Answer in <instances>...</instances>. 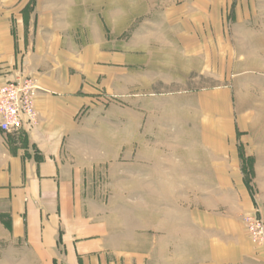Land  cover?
I'll use <instances>...</instances> for the list:
<instances>
[{"label":"crops","instance_id":"obj_1","mask_svg":"<svg viewBox=\"0 0 264 264\" xmlns=\"http://www.w3.org/2000/svg\"><path fill=\"white\" fill-rule=\"evenodd\" d=\"M0 1V86L37 87L34 121L0 130V264H264L242 222L264 216V132L228 103L237 66L264 83V0H165L130 44ZM104 193L147 195L146 249Z\"/></svg>","mask_w":264,"mask_h":264},{"label":"rangeland","instance_id":"obj_2","mask_svg":"<svg viewBox=\"0 0 264 264\" xmlns=\"http://www.w3.org/2000/svg\"><path fill=\"white\" fill-rule=\"evenodd\" d=\"M35 4L38 9L47 13V17L53 16L58 19L60 26L63 29L67 28V32L75 36L76 42L78 40L81 42L89 36L87 33L95 30L97 24L102 33L109 37L117 35L118 40L123 39L125 44H130L132 33L145 28L149 20L154 21L152 11L162 10L165 0H31L27 11L33 9ZM249 68L252 69V72H248ZM224 69L226 70V67ZM258 69L259 66L236 67L232 95L228 101L234 115L236 110L248 112L251 119L247 120V123L257 124L252 131V136L255 137H259L264 132L261 126L264 122V111L261 106L263 101L261 87L264 83L260 81ZM249 74L255 75L252 76V80L247 76ZM234 122L233 117L232 123ZM249 166L250 163H248V168ZM105 174V172H102L101 175L97 173L96 178L92 179L93 185L98 186L99 189H105V187L108 189L114 179L105 177ZM251 175V170L245 175L247 184L252 181ZM97 196L111 199L109 212L113 222L124 225L125 237L129 239L127 245L137 250L146 249L150 214L147 195H108L104 193L97 194ZM121 197L123 202L120 200ZM132 197H137V202L131 201ZM131 234L134 235L130 236Z\"/></svg>","mask_w":264,"mask_h":264},{"label":"built area","instance_id":"obj_3","mask_svg":"<svg viewBox=\"0 0 264 264\" xmlns=\"http://www.w3.org/2000/svg\"><path fill=\"white\" fill-rule=\"evenodd\" d=\"M37 87L27 76L8 81L0 86V130L6 133L17 132L23 118L35 119L34 97ZM244 228L251 243L264 249V216L256 207L250 214L242 217Z\"/></svg>","mask_w":264,"mask_h":264}]
</instances>
